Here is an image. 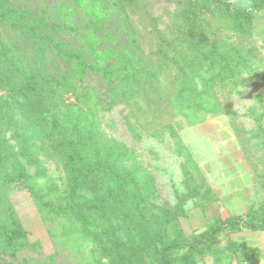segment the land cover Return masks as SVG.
<instances>
[{
    "label": "rangeland",
    "instance_id": "374dc122",
    "mask_svg": "<svg viewBox=\"0 0 264 264\" xmlns=\"http://www.w3.org/2000/svg\"><path fill=\"white\" fill-rule=\"evenodd\" d=\"M226 1L240 6L249 2ZM59 2L67 6L58 10ZM262 5L243 31L236 30L226 16L219 17L220 12L215 16L208 12L201 14L212 33L205 31V39L198 45V57L204 64L194 78L192 119L182 113L183 102L179 101L178 107H161L160 113L155 108L147 117L140 115L138 106L125 102L97 116L99 134L95 137L102 139L98 140L99 144L103 140L120 144L113 153L116 168L121 171L139 166L151 175V185L143 186L142 178L130 184V191L134 192L131 209L136 216L140 209L145 221L141 229L136 222L135 228L143 232L144 243L150 245L149 252H140L137 243L131 242L124 220L114 218L104 226L105 218L114 214L108 209L100 220L98 212L88 213L86 233L77 218L63 214L61 206L69 205L65 172L38 149V139L31 138L40 164H26L25 170L37 192L54 207L39 205L26 187L0 188V222L16 218L26 231L24 243L18 245L15 255L0 240V262L156 264L157 248L164 242L156 223V218H162V209L180 210L177 218L167 225L169 237L180 239L231 214H241L251 204L259 207L264 197V1ZM0 8L4 10L0 26H20L24 21L37 20L55 24L58 20L62 24L63 12L69 13L67 20L73 28L62 31L57 38L73 44L78 34L91 33L96 26L99 36L92 45L107 50L125 48L127 55L118 53V57H113L108 53V59L130 61L136 67V58L147 64L157 58L155 50L161 42L156 30L168 36L172 20L178 19L183 6L172 0H0ZM15 10L21 14L13 17ZM213 38L221 42L219 48L225 52L221 55L227 58L219 56L216 73H209L206 57ZM75 44L80 43L75 41ZM215 54L211 55L213 61ZM85 83L96 87L98 92L107 88L106 77L100 74L88 73ZM6 95L0 89V96ZM11 108L16 109L17 104L11 103ZM164 123H171L177 132L179 148L167 127H161ZM83 195L90 193L84 191ZM183 198L187 199L183 201ZM108 236L113 239L109 240ZM229 237L230 234L219 235L214 248H224ZM232 237L264 247V229L246 228L234 232ZM180 253V250L174 252ZM213 254L197 256L195 262L218 264ZM218 258L219 264H223L224 257L219 254ZM230 263L245 264L236 258Z\"/></svg>",
    "mask_w": 264,
    "mask_h": 264
},
{
    "label": "trees",
    "instance_id": "16d2710c",
    "mask_svg": "<svg viewBox=\"0 0 264 264\" xmlns=\"http://www.w3.org/2000/svg\"><path fill=\"white\" fill-rule=\"evenodd\" d=\"M172 1L183 9L179 11L178 19L172 20L168 36L155 29L161 42L155 50L157 58L148 64L136 58V67L130 61L108 59V53L113 57H118V53L127 55L125 48L123 51L114 47L107 50L92 45L99 36L96 26L91 33L78 34L73 44H65V39L57 38L62 31L73 28L66 12H63L62 24L58 20H54L56 24L37 20L24 21L20 26H0V89L7 92L6 96H0V188L26 187L39 205L49 209L54 207L37 192L25 170L26 164H40L35 157L34 145L30 143L31 138H37L38 149L54 159L65 172L69 205L61 206L63 214L69 213L77 218L86 233L88 213L98 212L100 220L108 209L114 214L105 218L104 226L111 224L114 218L124 220L127 223L125 229L130 230L131 242L137 243L140 252H149L150 245L144 243L143 232L135 228L136 222L141 229L145 221L139 208V216L131 209L130 199L134 192L130 191V184L142 178L143 186H148L151 175L139 166L121 171L116 168L113 153L120 144L104 140L99 144L98 140L102 139L95 137L99 134L96 131L97 116L99 112L125 102L138 106L140 115L147 117L155 112V108L159 113L161 107L166 109L170 105L176 108L179 101L183 102L182 113L192 119L190 111L195 108L192 96L196 92L194 78L204 64L198 57V45L201 39H205V31L212 33L211 26L201 14L208 12L215 16L220 12L219 17L226 16L236 30L243 31L264 0H249L246 6L226 0ZM66 6L59 2L57 9ZM20 14L15 10L13 17ZM3 19L4 10L0 8V21ZM75 41L80 44L76 45ZM209 42L212 47L207 51V69L209 73H216V59L227 57L221 55L225 52L219 48L220 41L213 38ZM213 53H216L214 61ZM88 73L105 76L107 88L98 92L96 87L85 83ZM11 103L17 104V108L12 110ZM165 126L179 148L181 142L177 132L171 123H164L161 127ZM84 191L90 195H83ZM179 213L178 208L173 211L165 208L161 210L162 218H156L164 237L163 244L157 248L156 264H197V256L207 253H214L218 264L219 254L224 257L225 264H235L230 263L233 258L245 264H264V252L244 241L229 237L224 248L216 250L213 245L221 234L246 228L264 229V197L259 207L251 204L245 212L219 219L204 230L180 239L170 238L167 225ZM25 238L26 231L16 218L0 222V240L11 255H15ZM177 250L181 253L174 254Z\"/></svg>",
    "mask_w": 264,
    "mask_h": 264
},
{
    "label": "crops",
    "instance_id": "0c3cea01",
    "mask_svg": "<svg viewBox=\"0 0 264 264\" xmlns=\"http://www.w3.org/2000/svg\"><path fill=\"white\" fill-rule=\"evenodd\" d=\"M245 211H246V210H245ZM245 211H244V212H245ZM232 234H233V233L230 234V238H231V239L236 240V241H240V240L234 239V238L232 237ZM244 242H245V241H244ZM245 243H247V242H245ZM247 244H248V243H247ZM248 245L253 246V247H257V248H259L261 251L264 252V247H262L261 245H252V244H248Z\"/></svg>",
    "mask_w": 264,
    "mask_h": 264
}]
</instances>
